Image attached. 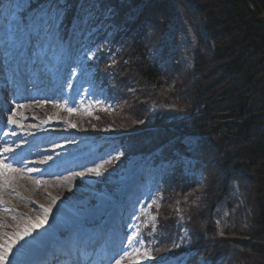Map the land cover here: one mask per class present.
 Wrapping results in <instances>:
<instances>
[{"label": "trees", "instance_id": "1", "mask_svg": "<svg viewBox=\"0 0 264 264\" xmlns=\"http://www.w3.org/2000/svg\"><path fill=\"white\" fill-rule=\"evenodd\" d=\"M102 1L108 11L127 12L111 13L119 25L143 0H128L130 7ZM191 1V13L177 5L194 33L189 66H161L151 54L144 34L159 40L171 24L161 4L150 13L154 25L142 17L122 45L106 43L112 50L103 49L99 62L106 73L113 65L119 98L129 87L144 89L137 90L148 108L139 114L144 119L134 118L133 105H121L119 131L132 134L125 138L131 150L144 137L138 150L157 151L154 159L171 165L160 192L195 250L189 264H264V0ZM188 139L194 142L185 145Z\"/></svg>", "mask_w": 264, "mask_h": 264}, {"label": "rangeland", "instance_id": "2", "mask_svg": "<svg viewBox=\"0 0 264 264\" xmlns=\"http://www.w3.org/2000/svg\"><path fill=\"white\" fill-rule=\"evenodd\" d=\"M32 1L34 0H16V2H18L16 10L23 13L26 12L23 18H21L20 15L18 16V14L16 16L17 21H19L17 22V24H19V26L21 27H23V25L27 26V24L31 23V21H33L35 18L34 13H31L30 11V3ZM66 1L68 3L70 1L72 2V0ZM66 1L63 0V2L67 3ZM76 1H78L76 5H79V1L81 0ZM154 1L159 3L158 0ZM166 1L167 4H169L167 10L168 12L172 13V18L170 19L171 24L166 25L167 32L163 33L164 36L162 37V41L157 39L158 36L156 37L153 31L152 33L148 32V34H144V37L145 39L147 38V42H149L148 46H150L151 54L155 58L160 57V60L163 59V63L161 64V66L165 64L167 65L166 67H170L172 63L175 62L183 63L189 66L191 62L190 58L193 52L194 43L193 28L188 25V23L184 19L183 14L178 13L177 9L173 7L171 0ZM185 2V5L188 8V12L191 13L193 11V5L191 1L185 0ZM150 4L151 3L148 0H143L140 6L137 5V9H131L130 12L140 13L139 15L145 16V20H147V18L148 20L152 18L151 20L154 25V17H150V13H142L144 7H149L150 9V7L152 6V4L151 6ZM94 5L95 2L93 0L87 2V6H84L83 8L84 11L86 10V13H78V16L76 17L77 20H72L70 22L71 15H69L68 21L64 24V28L67 25L69 27V33H71L75 38L74 43L70 44V46H67L64 50H61V48L56 49L55 45L51 48L50 45L52 44V41H56L53 39V36L41 39L32 35V40L34 41L32 47H35V49L37 48L41 52L42 50L43 52H45L46 48L50 46V49H52L54 56L60 55L61 53H63V51L65 52L64 54H71V57L74 55L73 62L75 64V68L77 67L79 73L80 71L83 72V70H80L79 68L80 64L84 63L85 61L87 62L86 59L89 57V55L87 54L90 49L87 46V43H89L90 40L95 37L98 31L101 33L107 27L106 23L100 21L95 29L88 30L87 25L90 23L89 16L91 13H93L92 10L95 7ZM107 17L108 16H105V18ZM12 23L13 25L11 26H14L16 24V21H13ZM60 27L61 25L59 26V28ZM147 28H149V25L147 26ZM85 36V45H83L84 43L82 41V38ZM83 49L86 50L84 53ZM78 55H80L79 58L77 57ZM111 69L112 66L109 67L110 71ZM85 72L88 73V71ZM79 77V75H75L73 82L76 83L77 80H79ZM108 77L110 76L108 75ZM85 80L86 82L83 80L80 84L81 87L77 89L78 96L73 98V103L71 105L63 104L54 106L51 108V113H49L51 116L46 115L45 117L41 118L42 120L38 118H36V120L39 123L46 120L50 124H59L62 128L61 132L64 133V135L69 132L70 135L80 134L81 137H77L78 139H84V141L87 142L89 141L92 144L93 148H97V150L99 151V156L101 158H99L97 168H100V172L99 174H97L95 171H93L92 174L84 176L83 178H85L87 182L76 185L77 189H71L70 191L68 189H62V194L66 196V199L62 200L60 199L61 195H57L56 202H52L57 207L64 206L69 212H77L74 213V215L77 216L75 218L77 222L76 228L78 226L79 231L81 229L83 230L84 227L89 229L95 228L96 224L100 223L103 217H105V215L114 208V204L116 207V203H118L117 201H120V203L123 202L124 207L135 204L134 207L136 208V211L134 212L133 209V211L131 212V215H134V217L132 218H135L136 222L138 217H140V219L149 226V229L152 230L156 225V220L155 222H153L152 217H156L157 208L160 203L159 196L154 192L155 186L159 181L160 166H158L157 164V166H155L150 162L148 166L144 165L145 162L141 156V154L143 153L138 150L137 145L139 142L144 141L146 138L138 136L136 138L137 142H132L134 143V148L130 152V147H119L120 139L118 140V138H115V136H113L117 133V129L123 127V122H120L123 120L121 115L122 113H120L122 112L121 105L122 107H124L125 104L126 108L133 105V111H136L135 115H137L134 116V118L138 117L140 119H144L142 118V115L139 114H143L148 110L145 104L146 100L144 102V98L137 93L138 88L140 89L141 93H143L144 89L142 86H138V88L134 86L132 89L131 87H129V94H127L124 99L119 98L120 101H123L121 103L119 101L117 105H120V108H118V110H115L113 104L109 106L110 108H108L107 106L105 107L104 105L109 103H106L104 92L95 94L85 84L89 82V78L86 77ZM109 80L111 81V83H117L116 79L113 80V78L111 77L109 78ZM128 96L129 99L126 100ZM152 108L153 107H150V110L148 111L149 116L153 115ZM67 109H72V111L69 112ZM124 110L126 109H123V111ZM155 110L157 111V109ZM99 115H101V117L98 118ZM171 118L172 117L167 118L168 121ZM152 127L154 128H151V130L155 129V126ZM147 128L150 129L149 127ZM189 142H194V139H188L184 142V144L188 145ZM145 151L147 150L145 149ZM182 161L187 165V169L190 168V163L188 160ZM101 165L103 166L102 168ZM127 171H131V173L126 174ZM125 174L126 176L124 177ZM97 183L100 185L98 186ZM41 190L46 191V188L42 187ZM123 190L125 191L123 192ZM17 191L21 194V196L23 195L22 199L26 197L27 200H29L30 204H34L38 210H41L36 212L37 216L43 218V209L47 208V204L40 197H30V199L28 195L25 194L26 192L23 193L20 190ZM120 192H122L121 194L124 193V195L121 196L123 197L122 199L118 200ZM126 193L127 195H125ZM45 198L49 199V197L47 196ZM99 198H101L100 203H97ZM8 199L11 201L13 209L19 210V217L28 216L29 209L24 203H22V205L15 204L17 202L12 198V196H9ZM166 206L167 210L166 212H163V215L168 213L170 216H172V211L175 210L173 202H166ZM169 206L171 207L169 208ZM16 207L20 208L18 209ZM130 209L131 208H129V210ZM53 214H55L61 220H67L66 218H63L62 216L56 214V212L54 211H51L49 215ZM16 221H18V224L21 226V228H18V230H24L26 227H28L25 225L22 219ZM126 222H129V220H127ZM180 223L181 222L178 220L177 224ZM166 224L169 225V222H167ZM181 227L182 226L180 225L179 228L181 229ZM64 228L74 229L69 222L65 226L58 227L57 232L60 233L61 231L65 230ZM65 231L72 232L71 230ZM54 232L55 230L53 229L50 233V237L54 234ZM161 232H163L164 237L170 236V240L166 241V244L161 248V252H159L158 250L159 245L157 246L156 250L151 251L148 248L140 247L137 244H134L136 238L134 239L133 237H136L137 234L135 231L129 234L125 233L128 239L124 243L125 253L123 257L126 253L131 255L127 258H124L122 260V264H126L128 262L129 264H141V261L138 259V256L136 254V249H139V255L142 256L143 254V258L148 261L154 260L152 254L153 252L158 251V261L156 262L163 263L164 259H161L162 253H164L165 256L169 254L170 251L168 252L167 249H172L171 246L175 245L174 241L187 239L182 234V232L172 233L171 230L168 233L165 230H161ZM3 233H6V231H3ZM17 233L18 232L16 231L11 232V234H13L14 236H16ZM185 247H187V244ZM177 248L180 247L176 246L172 250H177ZM145 253H147V255H145Z\"/></svg>", "mask_w": 264, "mask_h": 264}, {"label": "bare ground", "instance_id": "3", "mask_svg": "<svg viewBox=\"0 0 264 264\" xmlns=\"http://www.w3.org/2000/svg\"><path fill=\"white\" fill-rule=\"evenodd\" d=\"M91 0H81V6L80 5H76V0H72V8L74 9L73 13H86V10L84 11V9H82V6H87V2H89ZM95 2V7L93 8L92 12L96 13L98 15V17H102L101 13H127L126 11H119V9H113V11H108V6L106 4H103L104 2L99 0L100 2H97L98 0H93ZM191 1V0H188ZM102 2V3H101ZM149 2L152 4H150V9L149 7H144L142 13H154L156 6L157 5H164V8H166V6L168 7L169 4H167L166 0H158L159 3H157L154 0H149ZM173 7L175 9H177L178 13H182L180 12L179 8L177 5H183L186 4L185 0H171ZM47 3L46 0H44V2L39 1L37 4H34V2L32 1L30 3V11L31 13H35V11L40 7V5ZM119 3L124 4L127 7L129 6V1L128 0H119ZM192 3V1H191ZM17 4L18 2H16V0H0V13H23V12H19L16 10L17 8ZM193 5V4H192ZM63 6V5H62ZM65 8H70L67 5H64ZM63 6V7H64ZM93 6V5H90ZM187 7V6H186ZM167 13L168 10L166 9ZM26 13V12H25ZM69 13V12H67ZM74 20H77L76 18ZM100 21L98 20H94L92 21L93 24H98ZM122 25V22L119 23V25L117 24L116 26L120 27ZM97 31V30H96ZM116 33L117 35L115 36L116 41L122 45V42L125 41L127 38L131 37L132 34H135V29L133 27H128V24L125 27H120L118 30L114 29L113 33ZM100 34V32L98 31V33L95 35L98 36ZM24 39V37L22 35H20L17 39V42H20ZM65 37L62 41V43H65ZM85 40H86V36L82 38V41L85 45ZM160 41H162V38H159ZM102 45V43L100 42H96V41H91L89 43H87V46L89 47V49L94 48V47H100ZM163 63V59L160 60V64ZM162 66H167V65H162ZM41 91L46 90V87L43 85L40 87ZM52 93H54L52 91ZM39 107L48 112L51 113V110L47 109V104L45 102H40L38 103ZM28 112L32 113L36 116H38V113H36L35 111H33V106L31 107V104H28ZM15 111V108H14ZM12 119L10 118L12 123ZM14 120H16L14 118ZM15 124H20V122L16 121L14 122ZM24 123V121H23ZM46 125H50V126H46L44 128V136H39L38 132H35L33 135L28 136V144L31 145L29 151H30V156L27 160H30L34 157H39L37 158V161H40L41 164L39 165H32L29 167V169L31 170H27L26 168L23 170V175L21 177V174L19 173L17 176L13 177V182L14 183H18L17 185L19 187H24L25 189H27V192L30 193V195L34 198H38L40 197L46 204H47V208H51V211L56 212V214L66 218L67 220L72 221L74 218L72 216V214L64 207V206H56L52 200H50L51 198L47 199L45 198L46 193L44 191H41L40 187H38L37 185L39 184H44V179L48 178L49 179V174L51 175V177L57 175L56 177H58V174H62L64 175L63 178H58L52 182L47 183V189L46 192L56 196V195H61L60 199L64 200L66 199V196L62 194V189H67L70 191L71 189H77L75 184H80L81 182H83V174L90 172V170L93 169V167L97 164V158L96 157H80V158H72L70 161L68 162H63V163H58L59 161L62 160H66L70 157H72L73 155H77L79 154V152L81 151L80 149L87 145V144H81V143H71L72 138H67L65 141L68 142L69 144L66 147L63 146H57V145H53L50 148V151H48L47 153L44 152H39V153H34V150L39 147V148H43L44 151L47 148V145H52L55 142H59L58 140H61L62 137L60 134L56 133V126L55 125H51L49 123H46ZM48 133V134H47ZM50 133H53L52 135H50ZM40 151H43L42 149ZM49 157H51L49 159ZM57 162V166L55 168V170L51 169L50 164ZM157 166V165H155ZM54 168V167H53ZM34 170V173H32L31 171ZM52 170V171H51ZM75 173H80V175L75 174ZM131 173V171H127L126 174ZM126 174L124 175V177L126 176ZM50 180V179H49ZM35 181H39L40 183H35ZM38 190H37V188ZM68 191V192H69ZM3 196V195H2ZM2 196H0V199L2 198ZM100 203V200H99ZM73 204V203H72ZM35 212H33V210ZM36 211H41L38 210L37 208H29V215L31 216L32 222H35L37 220V218H42L37 216V212ZM56 221V222H55ZM63 221L60 220L59 217H57L55 214L53 215H49L48 219H47V223L35 228L31 235L24 237L23 240H19L14 246L17 247L20 251L19 255H13L11 253L7 254V259H10V262L8 264H29L32 259H34L37 254H38V250H37V246L35 244H39L41 245H46L47 244V233L48 231L52 230V227H57L62 224ZM16 231H18L13 224H11ZM55 227V228H56ZM120 233V231H118V234ZM117 234V235H118ZM9 237H12V239H15L16 236H14L13 234H11V231L9 229L8 233L6 234ZM7 238V236H6ZM30 238L34 239L29 240ZM2 239V238H1ZM11 240L10 238L4 239L3 243H10ZM36 242V243H34ZM144 256H142L141 258H143Z\"/></svg>", "mask_w": 264, "mask_h": 264}, {"label": "snow or ice", "instance_id": "4", "mask_svg": "<svg viewBox=\"0 0 264 264\" xmlns=\"http://www.w3.org/2000/svg\"><path fill=\"white\" fill-rule=\"evenodd\" d=\"M63 0H48L47 3L40 5V7L35 11V18L30 23L29 28L31 34L35 37L44 39L51 36L54 29H58L63 22L64 8ZM15 13H13L14 15ZM23 30V29H20ZM69 112L72 109H67ZM11 122V120H10ZM5 152L11 151L9 148L4 149ZM51 157H49L50 159ZM103 166L101 165V168ZM90 171H95L97 174L100 172V168L92 169ZM20 173L21 177L23 175V170L13 168L11 164L5 163L3 160H0V176H6L7 173ZM35 183H40L35 181ZM51 213V208L43 209V218H37L35 222L29 221V227H26L22 232L16 234L15 239L11 240L10 243H6V246L2 249V254H0V260H6L7 254L11 252L13 245H15L19 240H23L24 237L31 235L32 231L35 228H38L47 223L49 214ZM153 222H155L156 217H152ZM138 236V233L136 234ZM136 238L135 236L133 237ZM136 254L139 255V249H136ZM131 254L126 253L124 257L118 261V264H122V260L127 258ZM147 255V253H145Z\"/></svg>", "mask_w": 264, "mask_h": 264}]
</instances>
